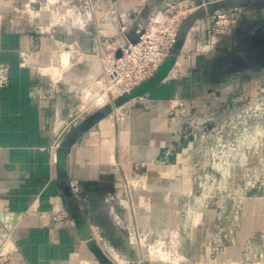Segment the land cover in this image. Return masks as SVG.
Segmentation results:
<instances>
[{
	"label": "crops",
	"instance_id": "crops-1",
	"mask_svg": "<svg viewBox=\"0 0 264 264\" xmlns=\"http://www.w3.org/2000/svg\"><path fill=\"white\" fill-rule=\"evenodd\" d=\"M49 1L0 0V66L8 80L0 87V264H104L109 257L116 264L114 256L125 264H160L163 252L145 250L132 232L168 228L172 197L191 187L197 148L181 134L184 119L219 108L230 90L258 81L247 82L243 69L221 65L223 51L232 48L230 37L210 44L204 33L214 11L243 8L244 0H58L52 10L62 22L48 29ZM176 1L191 11L180 30L186 36L171 73L173 93L163 101L142 97L114 109L75 141L60 166L59 133L102 101L96 96L102 73L96 35L107 43L120 41V25L127 21V36L134 40L140 26ZM30 4L42 18L21 13ZM196 27L202 30L198 35ZM59 60L69 61L65 70ZM167 152L166 166H158ZM135 165L143 172L142 190L134 189L129 200L121 181L134 178ZM57 212L68 219L53 223ZM244 213L236 247L211 259L214 217L208 213L177 264H239L246 241L264 233V200L246 201ZM80 221L90 236L79 231Z\"/></svg>",
	"mask_w": 264,
	"mask_h": 264
},
{
	"label": "built area",
	"instance_id": "built-area-1",
	"mask_svg": "<svg viewBox=\"0 0 264 264\" xmlns=\"http://www.w3.org/2000/svg\"><path fill=\"white\" fill-rule=\"evenodd\" d=\"M59 4L58 0L48 2L51 17L48 29L62 22V19L54 16L52 10ZM20 11L32 20L42 18L39 11L32 9L31 4L21 7ZM190 11L184 2H167L139 27L134 40L127 36L129 29L127 21L120 25V41L107 43L101 34L96 35L95 41L102 64L99 83L106 95V103H112L153 77L173 49L181 26ZM238 17L234 11L229 13L214 11L204 30L208 42L212 44L228 36L237 24ZM194 32L198 35L202 30L196 27ZM68 50L70 56L75 58L76 50L72 47ZM118 51H121V57L116 58ZM27 56L23 53V65L29 63ZM59 65L65 70L69 61L63 64L59 60ZM48 69L52 70L53 67L50 65ZM5 73L6 67L0 66V87H5L8 83ZM221 113H228V116L224 121L218 122ZM181 134L190 137L191 143L202 149L212 161L222 159L247 161L252 152L257 154L264 146V89L257 84L247 88L240 86L233 88L229 92V99L219 108L186 117ZM169 156L170 152H167L164 159L156 164L160 167L166 166ZM135 170L137 173L134 178L124 177L121 181L125 199L131 200L132 191L142 187L143 172L140 165H135ZM51 219L56 224L68 219V215L66 212H57ZM140 236L139 231L134 228L132 237L137 240Z\"/></svg>",
	"mask_w": 264,
	"mask_h": 264
},
{
	"label": "rangeland",
	"instance_id": "rangeland-1",
	"mask_svg": "<svg viewBox=\"0 0 264 264\" xmlns=\"http://www.w3.org/2000/svg\"><path fill=\"white\" fill-rule=\"evenodd\" d=\"M253 3L254 0H244L241 2L243 8L234 10L239 16L235 25H240L242 33H248L251 29L257 31L264 26V7H255ZM181 31L179 37L182 36ZM242 76L247 82L258 80L257 85L264 89V70L245 71ZM99 91L102 92V89L98 80L96 96L99 94L98 97L104 98V93ZM102 105H105L103 99L99 106ZM227 116L228 113H221L218 122L224 121ZM261 150L257 154L252 152L247 161H212L202 149L197 148V160L190 177L191 187L179 197H172L173 220L169 227L153 231L150 235L141 234L135 243L141 244L145 250H161L164 257L160 264H177V261L181 262L179 253L189 248L194 231L201 227L208 213H211L214 217L213 230L208 236L211 259L216 260L228 247H236L237 235L245 217L244 203L253 199L264 200V146ZM137 190H142V187ZM263 236V232H258L246 241L239 264H264ZM155 256L152 253L151 259ZM114 258L116 264H125L121 257ZM104 264L115 262L109 257L104 259Z\"/></svg>",
	"mask_w": 264,
	"mask_h": 264
},
{
	"label": "water",
	"instance_id": "water-1",
	"mask_svg": "<svg viewBox=\"0 0 264 264\" xmlns=\"http://www.w3.org/2000/svg\"><path fill=\"white\" fill-rule=\"evenodd\" d=\"M255 7H264V0H254ZM185 41V34L178 37L170 54L165 58L163 63L159 66L157 72L148 81L140 84L134 88L130 93L118 98L110 104H105L98 107L92 113L86 115L80 121L78 117L73 118L60 133H59V151L57 153V161L59 165H64L66 161L67 150H69L75 141L84 133L88 132L97 123L111 114L114 109H117L127 102L142 97H148L151 100L163 101L170 97L173 93V88L176 82L171 78V73L176 66L177 59L181 53ZM255 52L253 63L257 69L264 70V42L254 45ZM121 57V51L116 53V58ZM255 66V67H256ZM78 229L81 233L90 236L89 228L83 221L77 223Z\"/></svg>",
	"mask_w": 264,
	"mask_h": 264
},
{
	"label": "flooded vegetation",
	"instance_id": "flooded-vegetation-1",
	"mask_svg": "<svg viewBox=\"0 0 264 264\" xmlns=\"http://www.w3.org/2000/svg\"><path fill=\"white\" fill-rule=\"evenodd\" d=\"M240 28V25H235L232 28L230 35L226 37H230L233 44L231 49H225L220 56V59L225 60L221 65L226 68L237 67L244 71H251L252 69H257V66L253 63L255 52L248 50H254V45L262 44L264 42V26L257 31L251 29L248 33H242ZM242 45H244V47Z\"/></svg>",
	"mask_w": 264,
	"mask_h": 264
},
{
	"label": "bare ground",
	"instance_id": "bare-ground-1",
	"mask_svg": "<svg viewBox=\"0 0 264 264\" xmlns=\"http://www.w3.org/2000/svg\"><path fill=\"white\" fill-rule=\"evenodd\" d=\"M99 92H100V91H99ZM99 92H98V93H99ZM100 93H102V92H100ZM101 95H103V94H101ZM101 95H100V96H101ZM98 96H99V94L97 95V97H98ZM98 98H100V97H98ZM102 99H103L104 104H105V103H106V95H105V93H104V98L102 97ZM102 106H103V105H102ZM100 107H101V106H100Z\"/></svg>",
	"mask_w": 264,
	"mask_h": 264
}]
</instances>
